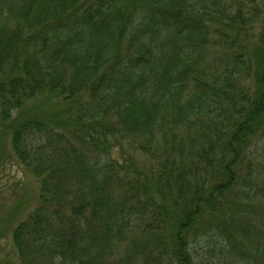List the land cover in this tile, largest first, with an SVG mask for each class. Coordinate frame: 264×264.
Segmentation results:
<instances>
[{
  "label": "trees",
  "instance_id": "trees-1",
  "mask_svg": "<svg viewBox=\"0 0 264 264\" xmlns=\"http://www.w3.org/2000/svg\"><path fill=\"white\" fill-rule=\"evenodd\" d=\"M263 139L259 0H0V264H264Z\"/></svg>",
  "mask_w": 264,
  "mask_h": 264
},
{
  "label": "rangeland",
  "instance_id": "rangeland-1",
  "mask_svg": "<svg viewBox=\"0 0 264 264\" xmlns=\"http://www.w3.org/2000/svg\"><path fill=\"white\" fill-rule=\"evenodd\" d=\"M263 10V0H259ZM260 27L258 24L255 27V31L258 32ZM264 144V139L262 140ZM264 146V145H263ZM38 187L37 180L26 169L21 167L14 157L10 153H6L0 164V220L7 216V212L11 209V206L24 196L29 201V195L35 196V190ZM27 192V193H26ZM33 202H26L30 209L34 206ZM21 218H24L23 215ZM6 217L3 220H7ZM1 223V222H0ZM11 225L15 222H10ZM9 224V225H10ZM1 227V226H0ZM11 228V226H9ZM7 236V238H6ZM1 245L5 246L0 253L1 258L13 257V244H12V232L8 229L3 233V237L0 239ZM10 260V259H8ZM15 260V259H14ZM16 261V260H15ZM17 264V261L15 262Z\"/></svg>",
  "mask_w": 264,
  "mask_h": 264
}]
</instances>
